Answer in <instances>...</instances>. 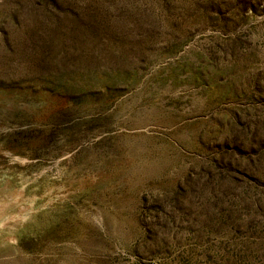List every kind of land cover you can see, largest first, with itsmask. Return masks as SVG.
<instances>
[{"label":"rangeland","instance_id":"obj_1","mask_svg":"<svg viewBox=\"0 0 264 264\" xmlns=\"http://www.w3.org/2000/svg\"><path fill=\"white\" fill-rule=\"evenodd\" d=\"M0 264H264V0H0Z\"/></svg>","mask_w":264,"mask_h":264}]
</instances>
